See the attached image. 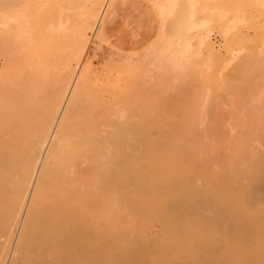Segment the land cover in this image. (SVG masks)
Instances as JSON below:
<instances>
[{
  "label": "bare ground",
  "instance_id": "6f19581e",
  "mask_svg": "<svg viewBox=\"0 0 264 264\" xmlns=\"http://www.w3.org/2000/svg\"><path fill=\"white\" fill-rule=\"evenodd\" d=\"M115 1L0 0V264H264V188L256 185L259 166H239L253 147L248 122L239 121L242 118H236L235 110L237 121L231 118L229 124L236 128L221 137L225 155L216 161L215 144L208 147L194 127L198 112L189 104L193 96L190 100L186 96V104L194 110L181 107L184 96L181 106L178 103L185 112H196L189 123L183 119V125H172L177 122H172V114L164 116L171 125L150 118L152 111L141 112L138 118L131 115L135 101L142 103L137 110L144 107L140 99L144 97L131 86L139 80L136 76L148 78V55L140 63L111 55L118 60L112 57L101 70L85 60L91 40L96 47L105 42L107 12ZM147 1L159 19L153 56L170 51L180 61L175 68L181 61L184 65L189 55L191 59L201 53L197 48L207 45L208 26L217 18L215 24L229 19V11L238 15L229 24L220 22L226 25L218 27L227 36L252 18V12H244L248 2L240 8L235 0H231L234 4L230 0ZM249 5L262 10L264 0H249ZM195 31L206 33L198 34V41L192 43ZM239 49L232 55H238ZM191 50H198L197 54ZM259 51V57L245 54L237 74L232 73L237 82L229 84L226 79L225 88L238 100L264 98V46ZM158 58L153 57L161 66L152 67L159 71L164 62ZM229 63L223 68L228 69ZM178 71L177 77L183 73ZM162 73L167 79L171 76ZM161 101L164 105L167 99ZM258 108L257 113L264 111Z\"/></svg>",
  "mask_w": 264,
  "mask_h": 264
},
{
  "label": "rangeland",
  "instance_id": "374dc122",
  "mask_svg": "<svg viewBox=\"0 0 264 264\" xmlns=\"http://www.w3.org/2000/svg\"><path fill=\"white\" fill-rule=\"evenodd\" d=\"M213 1H216V0H213ZM213 1H211V5H213L214 6V2ZM224 1H226V0H224ZM228 1V0H227ZM226 1V3H228V2H230V1H228L227 2ZM240 1V0H239ZM242 1V0H241ZM241 1H240V3H237L238 1L237 0H235V4L237 5H239V7L240 8H243L245 5H247L248 4V6H246L245 7V9H246V11H244V12H247V11H249L250 13H251V15H252V18L249 20V19H247V20H244L243 21V23L241 24V25H239V28H238V26H236L235 28H236V30L234 31L233 29V32H231L230 31V33L228 34L229 36H227L226 34V36L225 35H222V34H224V33H222V29H223V27H225L226 25L223 23V24H220V22H225L226 21V24H229L230 23V18L232 19V17H234L233 19H232V21L233 20H235L237 17L236 16H238V15H236V14H232L231 13V11H229L230 13H228L229 15H227V16H229L230 18L229 19H227V17H226V19L225 20H223V21H219L218 22V24H220V25H218V24H215V23H217V20H218V18L217 17H214V18H217V20H215V22H213L214 23V25H212V27H209L208 26V28H211L210 29V31H209V29H207V28H205V29H207V32H208V34H209V41H208V43H207V45L205 44L203 47H201V48H197L198 50L199 49H201V50H199L201 53H199L200 54V56H199V54H197V51L198 50H191V52L193 51L194 52V54H197L196 56L195 55H193L192 57H191V59H190V57L189 56H191V55H189L187 58H184L185 60V62H184V65L182 64V61H181V66L179 65H177L176 66V68H175V66H174V63H178V62H180L179 60H177V62L175 61V59H173L174 58V54L173 53H171L170 51H168V52H166L165 51V53H162V55H158V56H153L154 55V47H153V45H154V43H155V36L157 35V33H158V30H159V19H158V17H157V14H156V11L154 10V8H153V6L147 1V0H116L112 5H111V7L108 9V12H107V17H106V23H107V25H108V27H109V32H108V35H107V37H106V39H105V42H103V43H101V48L100 47H96V46H94V43H95V41H92L91 40V42L89 43V46H88V48H87V51H86V58H85V60H89L90 62H91V64H92V67L93 68H96V70H101V68H104V66L106 65V63L110 60H112L113 58V60H118L119 58H123L122 56H124V58H130V59H134L133 61H134V63H140V61H141V59H142V57L144 56V55H148V57H147V61L145 60V62H147L146 63V69H148L149 68V70H147V72H146V74L148 75V78H151V79H148L147 78V76L145 77V78H143V79H141V77L142 76H136V77H139V78H137V79H139V80H136L135 82H137V83H133L132 82V85H133V87L131 86V88L134 90L133 92L135 93L136 91H138V92H136L137 94H139L140 96H143L144 97V99L143 98H141L140 97V99H142L141 101L143 102V106L144 107H146L147 109H145L144 107H142V105H141V107L143 108V110H141V111H139L140 110V108H139V106H140V104H142L139 100H137V101H135L136 100V97H133L132 98V101H135L134 102V105L132 106L133 107V109H135V110H133L132 108H131V111H133V112H131L130 114L131 115H133L134 117H137L138 118V115H140V113L141 112H143V113H148V115H149V112L150 111H152L151 113H153V115H151L150 114V118H152L153 120H155L156 122H158V123H163V124H169V125H171V123L173 122V121H177V122H173L172 123V125H180V123H182L181 125H183L184 124V120H187L186 122H188L189 123V121H191L190 119L193 117V110H194V108H195V111H196V108H197V111L196 112H198V113H196L197 114V117H198V119H196L195 117V120L197 121L198 120V124H196L194 121V127H196V125H197V128L199 129V131H197L198 132V137L200 138V136H202L200 139H201V141H205L204 143H206L207 144V146L209 147V145H210V147H214V144H215V147L213 148V150L214 151H212V152H214L213 153V155H214V159L217 161V160H219V158H220V156H222V155H225V153L223 152L224 150H223V148L220 146V145H222V144H219L220 143V139H221V137H225L227 134V132L229 131L230 133L231 132H234L233 130L236 128V127H232V125H230L229 123H231V118H233L232 119V122H233V120H234V122H235V120L237 121V119L236 118H238V116L240 117L241 116V118L242 119H240L239 118V121H241V120H245V122L247 123V128H248V130H249V137L250 138H252V143H253V145H251V141L249 142V144L251 145V146H253L252 147V149H251V151H254L255 149L254 148H257V150L256 151H254V153L253 152H251L250 150H248V152L250 151V155L249 156H247V157H249V158H244V159H241L242 161H239V166L242 168H246L247 166H248V168H250L249 167V165L251 166V164L253 165V167H254V165L255 164H257L258 166H259V176H258V182H259V184L256 182V185H257V187L258 188H264V184H262V183H264V160H262V161H260V159L259 158H261L262 159V157H264V134H262V133H264V121H260L259 123H260V125H256V124H258V121H259V119H264V114H261V112H264V111H262L261 109H264V103H261V101L262 100H264V98H250V99H247V100H245V99H241L240 98V100H238V98H237V96L235 97V95H233V92H231L230 91V88H229V90L227 91V89L225 88V87H227L226 86V83L228 84V82L230 81V83L229 84H232L234 81H236L237 82V76H235L234 77V75L233 74H237V72H238V67H239V65H240V63L242 62V61H244V56H245V54L247 55H249V56H252V57H257V55H258V53L259 52H261V51H259V49H261L262 48V46H264V45H262V43H264V28H262V27H264V21H262V20H264V9H260V8H257V10L255 11V7H254V5H249V0H244L245 1V4L244 5H242V7L240 6L244 1H242V3H241ZM218 2V1H217ZM217 2H215V3H217ZM219 2H220V0H219ZM218 2V3H219ZM246 2H248L247 4H246ZM217 3V4H218ZM222 3V2H221ZM221 3H219V5H217V4H215L216 6H220V4ZM231 3H232V1H231ZM234 3H232V4H234ZM251 3V2H250ZM232 4H230V5H232ZM252 4V3H251ZM223 5V4H222ZM229 5V4H228ZM250 6H253L254 8L252 9ZM260 11H259V10ZM244 10V9H243ZM243 10H242V12H243ZM251 10V11H250ZM240 11H241V9H240ZM254 11V12H253ZM262 11V12H261ZM249 12H248V14H249ZM233 16H232V15ZM239 14V13H238ZM236 15V16H235ZM241 15V14H240ZM239 15V16H240ZM258 16H259V19L260 20H258L257 18H258ZM261 16V17H260ZM251 17V16H250ZM256 20V21H255ZM248 23V24H245L246 22ZM250 22V23H249ZM212 23V24H213ZM258 23V24H257ZM250 24V25H249ZM256 24V25H255ZM223 25V27L221 28V27H218V26H222ZM254 26V27H253ZM241 27V28H240ZM256 28V29H255ZM213 29V30H212ZM238 29V30H237ZM249 29V30H248ZM261 29V30H260ZM201 31H202V29H200ZM200 30H198V31H200ZM218 30V31H217ZM224 30V29H223ZM198 31H195L194 33L196 34V32H198ZM221 31V32H220ZM241 32V34H238V33H240ZM194 33H193V35L191 36L192 38H191V42L193 43V41H195V40H193V39H196V41H198L197 39H199V37L197 38V35L199 34L200 36H202L201 34H204V33H206V31L205 32H203V33H198V34H196L195 36H196V38H194L193 36H194ZM219 33H221V34H219ZM237 33V34H236ZM198 35V36H199ZM224 36V37H223ZM222 37V38H221ZM233 37V38H232ZM244 37H246L247 38V40H246V42L244 41L246 38H244ZM240 38V39H239ZM249 38V39H248ZM226 41H225V40ZM234 41H233V40ZM244 39V40H243ZM109 42V43H108ZM142 42H146L144 45L143 44H141L140 45V43H142ZM229 44H227V43ZM250 42V43H249ZM93 43V44H92ZM195 44V43H194ZM211 46H210V45ZM261 44V45H260ZM198 45V44H197ZM196 45V46H197ZM226 45V46H225ZM236 45V46H235ZM238 45V46H237ZM209 46V47H208ZM160 47H162V45L160 46ZM227 47V48H226ZM231 47V48H230ZM234 47V50H232V48ZM245 47V48H244ZM256 47V48H255ZM93 48H95V49H93ZM114 48V49H113ZM196 48V47H195ZM206 48V49H205ZM210 48V49H209ZM212 48V49H211ZM235 48H240L239 50V52H238V55H236V56H233L232 55V53H235ZM257 48H259L258 50H257ZM192 49H194V48H192ZM226 49V50H225ZM227 49H228V51L230 52H227ZM252 49V50H251ZM115 52H114V51ZM205 50H207L208 52H210V50L212 51L211 52V54L210 53H208V52H206ZM242 50H243V52H242ZM117 51V52H116ZM112 52L114 53V54H112ZM241 52V53H240ZM245 52V53H244ZM111 53V54H110ZM122 53V54H121ZM239 53H240V55H239ZM244 53V54H243ZM257 53V54H256ZM95 54V55H94ZM115 54H117V58H115L116 56H115ZM120 56H119V55ZM201 54H202V56H201ZM227 54V55H226ZM111 55H114L115 57H111ZM127 55H129V57H127ZM209 55H211L210 57H209ZM247 55V56H248ZM262 55H264V54H262ZM131 56H134L133 58H131ZM162 56V57H161ZM164 56V57H163ZM205 56H207V57H205ZM230 56V57H229ZM260 55H258V57H259ZM153 57H154V59H158L159 61H160V59L158 58V57H160V58H162L161 59V63L162 62H164V63H162V65L164 66V67H162V69L164 68V70L162 71V69L160 68V67H158V68H160L159 69V71L158 70H156V65H158V66H161V65H159L158 64V62L159 61H157V60H155V61H157V62H155L154 61V59H153ZM200 57H201V59H200ZM214 57V58H213ZM246 57V56H245ZM90 58V59H89ZM112 58V59H111ZM136 58V59H135ZM152 58V59H151ZM202 60V62H204V60H205V62L202 64V65H200L199 66V64H201L202 62L199 60ZM203 58H205V59H203ZM225 58H227V59H225ZM232 59V61H231V59ZM107 59V60H106ZM183 59V58H182ZM186 59H189L190 61L188 62V60H187V62H186ZM198 60L197 62H200V63H197L196 62V60ZM210 59V60H209ZM226 61H225V60ZM241 59H243V60H241ZM137 62H136V61ZM149 60V61H148ZM152 60V61H151ZM163 60V61H162ZM181 60V59H180ZM209 60V61H208ZM224 60V61H223ZM241 60V61H240ZM195 61V62H194ZM215 61H217V62H215ZM228 61V63H229V61H230V63H229V65H228V69L225 67V68H223V66H225V63ZM150 62V63H149ZM152 62H154V63H152ZM194 62V63H193ZM211 62H213V63H211ZM109 63V62H108ZM157 63V64H156ZM188 63V64H187ZM205 63L206 64H208V66L207 65H205ZM215 63V64H214ZM237 63H238V65H237ZM155 64V67H152L153 65ZM214 64V65H213ZM199 67H198V66ZM213 65V67L212 68H210L211 66ZM221 65V66H220ZM138 66V65H137ZM136 66V67H137ZM152 67V68H151ZM182 67H184V69H186V70H184ZM197 67V68H196ZM200 67H202V69L200 68ZM209 67V68H208ZM157 68V69H158ZM193 68V69H192ZM196 68V69H195ZM207 68V69H206ZM214 68V69H213ZM221 68V69H220ZM166 69V70H165ZM180 69H182L181 70V72H183L182 74H179V73H181V72H179L180 71ZM206 71V72H204V70ZM210 69H212V70H210ZM225 69V70H224ZM230 69H231V71H230ZM95 70V69H94ZM150 70H152V71H150ZM157 72H159V73H157ZM160 70H161V73L162 74H164V73H166L165 75L167 76L168 74L167 73H170L171 74V76H168L169 78H174L175 80H170L169 78L167 79V77H165V76H163V75H161L160 74ZM175 70H179L178 71V77L176 76L177 74H175L177 71H175ZM202 70V72H200ZM209 70H210V72H209ZM224 70V71H223ZM226 70H229V73L226 71ZM154 71V72H153ZM165 71V72H164ZM167 71V72H166ZM189 71H191V72H189ZM237 71V72H236ZM156 72V73H155ZM187 72V73H186ZM189 72V73H188ZM194 72V73H193ZM199 72V73H198ZM227 72V73H226ZM231 72V73H230ZM153 73V74H152ZM191 73V75H189ZM201 73V74H200ZM206 73H208L207 74V79L210 81H208L207 79L205 80V78H206ZM225 73V74H224ZM233 73V74H232ZM160 76H159V75ZM169 74V75H170ZM229 74V75H228ZM160 77V80L158 79V77ZM199 75L201 76L202 75V77H199ZM209 75V76H208ZM211 75V76H210ZM213 75V76H212ZM222 75V76H221ZM225 75H227L226 77H224ZM176 76V77H175ZM193 76V77H192ZM195 76V77H194ZM198 76V77H197ZM230 76V77H229ZM223 77V78H222ZM227 77L229 78L227 81H226V79H227ZM233 77H234V79H233ZM157 78V79H156ZM200 78V79H199ZM225 78V79H224ZM232 78V80H230ZM148 79V80H147ZM184 79V80H183ZM187 79H188V81H187ZM204 81H203V80ZM133 80V79H132ZM132 80H130V81H132ZM135 80V79H134ZM201 80H202V82H201ZM156 81V82H155ZM159 81V82H158ZM207 81H208V86H207ZM223 83H222V82ZM226 81V82H225ZM233 81V82H232ZM183 82V83H182ZM198 82V83H197ZM225 82V83H224ZM131 83V82H130ZM139 83V84H138ZM182 83V84H181ZM139 86H138V85ZM180 84H181V86H180ZM204 84H206V85H204ZM186 85V86H185ZM190 85V86H189ZM212 85V86H211ZM135 86V87H134ZM139 88H138V87ZM189 86V87H188ZM211 86V87H210ZM223 86V87H222ZM185 87V89L188 91V93H187V95L186 94H182V93H186L187 91H185L183 88ZM215 87V88H214ZM219 87V88H218ZM178 88V89H177ZM214 89V91L212 90V89ZM222 88V89H221ZM132 89H130V90H132ZM210 91H209V90ZM226 89V90H225ZM144 90V91H143ZM177 90V91H176ZM183 90V91H182ZM197 90V91H196ZM216 90V91H215ZM179 91V95L177 94V93H175V92H178ZM192 92V94H191V92ZM199 91V92H198ZM224 91H227V92H224ZM140 92V93H139ZM142 92L143 93H145L144 95H146V96H144V95H142ZM182 92V93H181ZM207 94H206V93ZM208 92H210V94L208 93ZM213 92L215 93V95L213 94ZM231 92V93H230ZM191 95H190V94ZM202 93H204L203 95H202ZM180 94L182 95V97L180 96ZM200 94H201V96H200ZM206 94V95H205ZM226 94H228V95H226ZM135 96H136V94H134ZM178 95V96H177ZM195 95L197 96V97H195ZM208 95H209V97H208ZM231 95V96H230ZM183 96L185 97V103L183 104V106H181V102L182 101H184V98H183ZM186 96H188V100H190V98L192 99V96L194 97L190 102H189V104H191V105H193V106H195L194 108H193V106L191 107V105H189L193 110H191V112L190 111H188V112H185V110L187 111V109L189 108V106L186 104ZM189 96H190V98H189ZM202 98H200V97ZM139 97V96H138ZM137 97V98H138ZM160 99H159V98ZM210 97H212V98H210ZM215 97V98H214ZM235 97V98H234ZM261 97H264V96H261ZM175 98V99H174ZM198 98V99H197ZM200 98V99H199ZM207 98V100L205 101V99ZM233 98L235 99V100H233ZM159 99L160 101H157V100ZM167 99V102H166V104H162V102L164 103V101H161V100H166ZM183 99V100H182ZM209 99V100H208ZM254 99H259V100H261L260 101V103L258 102L259 100H257L256 101V103H254L255 102V100ZM195 100H197L195 103H194V101ZM199 100H201V102L199 101ZM204 100V101H203ZM229 100V101H228ZM254 100V101H253ZM131 101V102H132ZM155 101H157L156 103H155ZM173 101H174V103H173ZM238 101V102H237ZM243 101H244V103H243ZM130 102V103H131ZM153 102L155 103V104H153ZM159 102V103H158ZM170 102L172 103V104H174V105H172V104H170ZM180 102V106L181 107H184V105H186V107H188V108H186V107H184L185 108V110H183V109H180V106H179V103ZM187 102V103H188ZM192 102V103H191ZM240 103V104H236V103ZM261 105V107H260V105H258V103ZM262 102H264V101H262ZM168 103H169V105H168ZM197 103V104H196ZM205 104V106L204 107H202L204 104ZM208 103V104H207ZM232 103V104H231ZM158 104V105H157ZM179 106V110H183L182 112H184V113H181V112H179V114H180V117L178 116L179 114H176V111L178 112L179 110H177V108H176V106L177 105ZM235 104V105H234ZM249 104V105H248ZM131 105V104H130ZM135 105H137V106H135ZM207 105V106H206ZM232 105L234 106V107H232ZM245 105V106H244ZM256 105V106H255ZM231 106V107H230ZM251 106H254V108L253 107H251ZM135 107V108H134ZM163 107H165V108H163ZM171 107H173V108H171ZM199 107V108H198ZM206 107V108H205ZM238 107V110L237 109H234V108H237ZM241 107H245L244 109H242ZM259 107V108H258ZM137 108H139V110H137ZM162 108L163 109H165V111H166V113H165V115H164V110H163V112H162ZM171 108V109H170ZM202 108V109H201ZM241 108V109H240ZM252 108V109H251ZM257 108L258 109H260L261 111L259 112V113H257V111H259V110H257ZM170 109V110H169ZM206 109V110H205ZM233 109H234V111H233ZM248 109V110H247ZM251 109V110H250ZM157 110V111H156ZM159 110V111H158ZM202 110V112H200ZM207 112V115H205V111ZM225 110V112H223ZM230 112H229V111ZM235 110L236 111H238L237 112V114H236V116L234 115L235 113ZM241 110H244L243 112H242V114H240V112H241ZM203 111L205 112V113H203ZM227 111V112H226ZM157 112V113H156ZM161 114H160V113ZM169 112H172V113H170L169 114ZM190 112V113H189ZM250 112H253L254 114H256V116L258 115V120H256L257 119V117H254V118H250L249 117V114H251ZM189 113V114H188ZM194 113V114H195ZM199 113H202L201 114V116H199L200 114ZM216 113V114H215ZM244 113V114H243ZM159 114V115H158ZM172 114V116H174L175 117V119L173 120V118H172V122L170 121V120H167L169 117H170V115ZM190 116V117H188V115ZM195 114V115H196ZM224 114V115H223ZM232 114V116L230 117V115ZM147 115V114H146ZM166 115H169V117L168 118H165V117H167ZM177 115V116H176ZM183 115V116H182ZM194 115V116H195ZM221 115V116H220ZM163 116V117H162ZM165 116V117H164ZM186 116V117H185ZM202 116H207L206 118L205 117H202ZM218 116V117H217ZM220 116V117H219ZM228 116H229V118H228ZM189 118V120L188 119H186V118ZM214 117V118H213ZM217 117V118H216ZM234 117H236L235 119H234ZM248 117H249V119H250V121H249V119H248ZM170 118V119H171ZM200 118H201V120H202V122L200 121ZM219 118V119H218ZM224 118V119H223ZM246 118V119H245ZM162 119V121H160ZM181 119V120H180ZM184 119V120H183ZM227 119H229L228 121H227ZM247 119H248V121H247ZM180 120V121H179ZM183 120V121H182ZM193 120V119H192ZM205 120L207 121V122H205ZM168 121H170V122H168ZM200 121V122H199ZM214 121V122H213ZM224 121V122H223ZM230 121V122H229ZM238 121V122H239ZM180 122V123H179ZM185 122V123H186ZM213 122V123H212ZM219 122L220 123H222L221 125L219 124ZM179 123V124H178ZM188 123H186L187 124V127L189 126V125H191V126H193V124H191V122H190V124H188ZM202 123V124H201ZM209 123H211V127H210V125L209 126H207ZM215 123V124H214ZM224 123H225V125H224ZM228 123V124H227ZM199 124H201V126H199ZM205 124V125H204ZM214 124V125H213ZM219 124V125H218ZM184 126H186V125H184ZM191 126H189V127H191ZM221 126V127H220ZM224 126H225V128H224ZM228 126V127H227ZM223 127V128H222ZM214 128H218L216 131H215V129ZM230 128H232V129H230ZM226 129V130H225ZM228 129V130H227ZM232 130V131H231ZM258 131V132H257ZM201 132H203V134L201 133ZM206 132H207V134L208 135H206ZM228 132V133H229ZM257 132V133H256ZM260 132V133H259ZM214 133V134H213ZM224 133V135L223 136H221V134H223ZM202 134V135H201ZM262 134V135H261ZM206 136V138L205 137H203V136ZM259 135V136H258ZM217 136V137H216ZM259 137V138H258ZM204 138H205V140H204ZM217 139V140H216ZM219 140V141H218ZM210 141V142H209ZM212 145H211V144ZM205 144V145H206ZM209 144V145H208ZM254 146H256V147H254ZM218 147H221V148H219V150H221V151H219V153L221 154H219L218 153ZM250 147V146H249ZM249 147H248V149H249ZM251 148V147H250ZM254 149V150H253ZM217 153H216V152ZM257 152V153H256ZM216 153V154H215ZM253 153V154H252ZM257 154V156H258V158H257V156H256V154ZM253 155H255V157L253 156ZM252 156V157H251ZM255 159H254V158ZM245 159H248V161H246ZM257 159H259L258 160V163H259V161H260V163L261 164H258L257 163ZM246 162H244V161ZM246 165H245V164ZM249 163H251V164H249ZM242 168V169H243ZM248 168H246V169H248ZM261 172V173H260ZM261 182V183H260ZM257 188V189H258ZM259 190V189H258ZM216 234H217V232H215Z\"/></svg>",
  "mask_w": 264,
  "mask_h": 264
}]
</instances>
